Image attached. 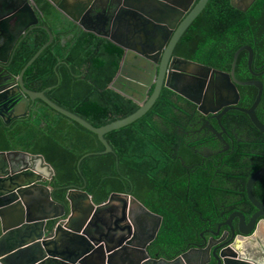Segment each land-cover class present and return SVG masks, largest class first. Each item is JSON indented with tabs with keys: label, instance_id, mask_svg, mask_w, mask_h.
Wrapping results in <instances>:
<instances>
[{
	"label": "trees",
	"instance_id": "1",
	"mask_svg": "<svg viewBox=\"0 0 264 264\" xmlns=\"http://www.w3.org/2000/svg\"><path fill=\"white\" fill-rule=\"evenodd\" d=\"M50 14L60 20L54 7ZM180 44L178 51L183 56L224 71L231 70L236 51L250 45L254 50L253 69L263 71L264 0H257L247 12L235 8L230 0H209ZM70 47L65 65L56 63L53 82L55 96L62 101L59 103L62 107L95 126L127 117L141 108L136 98L113 85L120 74L126 49L86 30L75 33ZM27 61L18 62L15 73ZM236 77L242 81L259 79L264 83V73L254 76L250 71L247 50L239 55ZM238 88L239 106L251 107L258 88L254 85H238ZM172 94L169 88H164L144 116L106 133L105 138L112 147L109 152L98 134L57 110L33 113L12 126L0 120V151L21 149L43 154L57 171L51 181L52 197L65 206V215L70 212L68 192L71 189L88 192L97 204L113 192L134 195L163 216L161 229L149 250L174 259L188 248V241L199 237L204 219L216 217V206L224 194L212 184H217L218 178L222 184L227 180L216 174L215 167L213 173H208L199 164L196 173L187 172L182 160L190 165L201 163L202 157L186 143L178 141L175 144L178 148L171 146V141L182 137L167 132L164 127L165 120L180 115L178 101ZM236 113L250 121L247 114ZM257 114L264 122V93ZM252 149L261 150V147L255 144ZM158 167L169 172L164 181L166 185H161L163 175L154 171ZM260 187L264 194V186Z\"/></svg>",
	"mask_w": 264,
	"mask_h": 264
},
{
	"label": "water",
	"instance_id": "2",
	"mask_svg": "<svg viewBox=\"0 0 264 264\" xmlns=\"http://www.w3.org/2000/svg\"><path fill=\"white\" fill-rule=\"evenodd\" d=\"M92 1L95 2L87 0L78 4L76 14L68 13L56 0L54 3L86 31L108 38L126 49L118 80H125L136 92L134 98L142 104L141 108L127 117L103 126H95L48 99L44 94L40 96L58 112L98 134L109 152L112 147L105 134L135 122L154 106L161 95L165 70L174 47L185 30L205 9L209 0H132L133 3H130L131 0H125V5L115 7L112 12L105 8L103 12L98 13H91ZM233 1L232 5L237 7ZM255 1L248 0L245 9H249ZM27 16L32 20L36 17L30 1L13 0L1 9L0 23L8 24L15 18L22 19ZM126 25L132 27L130 35L126 32ZM167 44L168 49L164 51ZM244 50L249 52L250 71L254 76H261L264 70L255 72L253 69L252 46L244 45L236 51L230 71L183 58L184 64L194 66L203 73L192 69L183 71L184 76L190 75L193 80L187 81L190 85L179 93L196 103L199 111L204 114L217 113L224 108L218 119L230 109L241 111L247 114L257 130L264 134V122L257 114L264 93V83L259 79L242 81L236 77L237 61ZM133 53L138 57L147 56L157 64L149 74L150 66L148 69L138 61L140 66L136 67L141 69L145 79L125 75L126 62ZM161 61L163 65L158 68ZM29 64L24 68L21 77ZM157 70L160 74L155 83ZM195 80H198L200 86H193ZM154 84V91L149 97L148 91ZM167 85L174 89L170 85V79L167 80ZM238 85H254L258 88L256 100L251 107L239 106L241 94ZM114 86L122 89L116 84ZM26 92V106L17 105L18 95L7 96L8 103L13 101L9 111L13 108L19 109L20 106V109L25 110V115L28 113V105L36 95L27 90ZM56 173V169L43 154L24 150L0 151V264H176L192 250L207 253L195 256L191 263L183 261V264H264V218L259 223L257 218L256 221L253 218L249 222L241 219L238 224L239 234L236 235L231 217L228 225L232 228V237L224 242L223 239L217 240L218 245L213 251L210 241L205 240L203 244L194 245V248L183 252L181 256L168 259L149 250L161 229L162 215L150 210L132 194L113 192L107 201L97 204L93 195L80 189L69 190L70 212L65 215V206L53 199V189L51 184L47 183L48 180L52 181ZM262 177L264 166L247 182L248 197L258 208L255 214L257 217H264V203L256 198L253 186ZM132 204L138 205L156 219L151 238L143 244L135 243L136 234L131 223L128 224L127 230L117 224L116 220L111 225L103 218L108 217V214L112 217L123 207L128 208ZM76 212L79 214L75 215ZM53 220L56 221L52 225Z\"/></svg>",
	"mask_w": 264,
	"mask_h": 264
},
{
	"label": "flooded vegetation",
	"instance_id": "3",
	"mask_svg": "<svg viewBox=\"0 0 264 264\" xmlns=\"http://www.w3.org/2000/svg\"><path fill=\"white\" fill-rule=\"evenodd\" d=\"M29 1L36 14L33 20L31 17L29 19L27 16V18L22 19L15 18L8 24L0 23V120H3L6 126H12L20 119L29 118L33 113L39 115V112L43 110H48L50 112L54 111L55 109L45 98L41 97L40 94H44L48 99L60 105L59 103L62 101L55 96V85L53 84L56 75L55 71H57L56 67L58 64L65 65L70 53V44L75 33L85 30L80 24L73 22L72 18L64 11H61L54 3L55 0ZM56 1L61 4L68 13L76 14L77 5L87 0ZM230 1L232 4V0ZM247 1L248 0H234L233 2L237 6L235 8L247 12L252 6L251 5L249 9L246 10ZM9 2H13V0H0V11ZM92 2L91 6L93 7L91 13L103 12L105 8H107L109 12H112L115 7L125 5V0H95V2ZM130 3H133V1L131 0ZM52 7L59 12L60 20H55L50 14V9ZM31 20L33 22L30 24ZM191 25L185 30L174 47L173 54L165 70L162 91L164 88H169V90L173 92L172 95H174L178 101L180 115L179 117L165 120L164 127L167 132L177 133L178 136L181 135L184 137H179V139L174 142L171 141L172 147L178 148V146H175L178 141L179 144L180 142L186 143V146L194 148V152L202 157L201 163L197 161L190 165H187L186 161L183 159L182 163L186 167L187 172L196 173V166L200 164L204 166L203 168L207 170L208 173H213V170L216 168V174L227 181L226 184H222L218 178L217 184H212L213 187L222 190L224 194L223 200L216 206V217H206V219H204L203 226L198 231L199 237L196 240L188 241V248L183 252H188L195 247L194 245L203 244L205 240L210 241V247L212 246L211 251H213L218 245L217 240L223 239L222 242L229 240L233 234V232H231L232 228L228 225L231 217L233 218L230 221H232V226L235 229L236 235L239 234L238 224L241 219L244 218L249 222L253 218H255L254 221H256L257 218V223H259L260 220L264 218L263 216H255L258 212V208L254 205L252 200H250L247 193V182L249 178L260 169L262 165L264 166V151H262V148H264V134L257 130L251 119L250 121L252 124L243 115L237 114L236 111L238 110L230 109L218 119L219 114L223 112L224 108L217 113L204 114L199 111L196 103L186 99L179 93L185 91L186 87L190 85L187 81L193 80L190 75L184 76L183 71H187V69L197 70L194 66H187L184 64L182 59L190 58L183 56L178 51L181 45L180 43L185 35L188 34ZM131 28L132 27L129 25H126V32L128 35L131 33ZM168 44L164 46V51L168 49ZM160 57H162V54ZM32 59H34L33 62L29 64ZM23 61H27L26 64L18 73H15L16 64ZM138 61L141 64L143 63L148 69L150 66L149 74L151 70H153L154 65H157L155 61L150 60L147 56L138 57L137 54L133 53L126 62V76H135L145 79L141 69L136 67L140 66L137 64ZM162 63L163 61L160 62L158 68H161L163 65ZM28 64L29 66L24 72L23 77H21L24 68ZM197 71H199L200 74L203 73L201 70ZM159 74L160 71L157 70L156 78L154 79L155 83ZM59 76L61 77V75ZM168 79H170V85L174 89L167 85ZM209 80L210 77L207 83H209ZM114 84L122 87V89L117 88L118 90L124 93V90L129 92L130 95L125 93L126 95L132 97L136 96V92L128 86L125 80H118L117 78L113 81V85ZM195 85L200 86L198 80H195L193 86ZM154 86L155 84L148 91L149 97L154 91ZM26 90L36 95L28 105V113L25 115V110L20 109V106L19 109L13 108L9 111L13 101L8 103L7 96L9 94L18 95L19 100L17 101V105L21 104V106H26V97H28ZM183 99L185 100L184 102ZM255 144L260 145L261 150L252 149V145ZM215 145L216 148H212ZM198 146L202 149H196ZM247 148H250L251 151ZM178 157L180 159L182 158V156ZM258 165L259 167L256 168ZM154 171H158L163 175V182L161 183L163 186L169 172L159 167ZM212 181H214V179H212ZM263 181L264 177L258 180L253 186L256 198L262 203H264V194L260 186H264V184H262ZM47 183L51 184V181L48 180ZM190 186L191 185H189V188ZM256 189H258L259 194H257ZM231 190H233V194ZM190 199L193 200L194 198ZM103 218L109 221L111 225L114 224V220H116L117 224L127 230L129 229V223H131L132 230L136 234L135 243L138 244H143L146 240L151 238L156 225V219L135 204L130 205L128 208L123 207L121 211H117L112 217L108 214V217ZM206 253L207 252L201 250H192L186 254L184 259L178 260L176 264H183V261H189L191 263L195 256L206 255Z\"/></svg>",
	"mask_w": 264,
	"mask_h": 264
},
{
	"label": "crops",
	"instance_id": "4",
	"mask_svg": "<svg viewBox=\"0 0 264 264\" xmlns=\"http://www.w3.org/2000/svg\"><path fill=\"white\" fill-rule=\"evenodd\" d=\"M79 214L78 212L75 213V215Z\"/></svg>",
	"mask_w": 264,
	"mask_h": 264
},
{
	"label": "clouds",
	"instance_id": "5",
	"mask_svg": "<svg viewBox=\"0 0 264 264\" xmlns=\"http://www.w3.org/2000/svg\"><path fill=\"white\" fill-rule=\"evenodd\" d=\"M99 204H100V203H99ZM178 256H181V254H180V255H178ZM178 256H177V257H178ZM177 257H176V258H177Z\"/></svg>",
	"mask_w": 264,
	"mask_h": 264
}]
</instances>
